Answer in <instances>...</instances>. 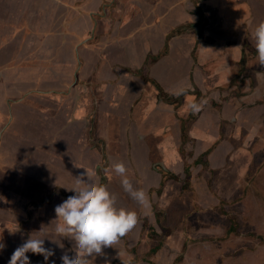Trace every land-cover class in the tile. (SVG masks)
I'll return each mask as SVG.
<instances>
[{"label":"crops","instance_id":"0c3cea01","mask_svg":"<svg viewBox=\"0 0 264 264\" xmlns=\"http://www.w3.org/2000/svg\"><path fill=\"white\" fill-rule=\"evenodd\" d=\"M261 21L264 0H0V236L74 256L55 207L87 170L139 217L111 264H264Z\"/></svg>","mask_w":264,"mask_h":264},{"label":"clouds","instance_id":"9594fccd","mask_svg":"<svg viewBox=\"0 0 264 264\" xmlns=\"http://www.w3.org/2000/svg\"><path fill=\"white\" fill-rule=\"evenodd\" d=\"M252 35L258 62L264 66V21L255 27ZM185 91L186 89L182 87L175 94L181 95ZM205 103L206 101L201 99L199 103H192L190 109L193 113L199 112ZM104 171L108 174L114 172L121 177L123 189L142 208L150 207L148 193L133 186L124 162L111 164ZM90 180L91 173L85 170L77 177L76 187L68 189L74 192V195L55 207L56 235L74 242L72 251L75 255L70 256L65 252L60 257L61 264H95L97 257H105L104 264H111L104 249L118 244L120 239L132 231L138 223L139 217L136 211L117 207V197L108 187L104 184H92ZM40 232L44 234L43 228ZM5 247L6 245L0 242V251ZM28 253L43 256L44 264H49L50 258L55 255V250L45 247L44 238H34L30 235L14 250L8 264H31ZM51 264H55V261Z\"/></svg>","mask_w":264,"mask_h":264},{"label":"trees","instance_id":"16d2710c","mask_svg":"<svg viewBox=\"0 0 264 264\" xmlns=\"http://www.w3.org/2000/svg\"><path fill=\"white\" fill-rule=\"evenodd\" d=\"M14 123H16V120H14V122H13L10 126L13 127V124H14ZM14 125H15V124H14ZM26 153H27V151H26V152H24V151L21 152V151H20L19 153L16 154V155L18 156L17 159H19V160L24 159V158L21 157V155L25 156ZM21 158H22V159H21ZM14 186H16V184H15L14 182H12V183H11V184L5 189L6 192H7L8 190H10V188H12V187H14ZM16 187H17V186H16ZM16 187H14V188H16ZM7 196H8V194H7ZM5 201H6V199L4 198V196H1V197H0V202H1V203H4ZM1 240L3 241V239H1ZM24 241H25V237H24V235L19 236V237L16 238V239H13V241L11 240V242L8 243V244H10V245L12 246L10 252H9V250H3V251H0V259H2V260H9L10 257H11V255H12V253L14 252V250H15L18 246H20ZM6 244H7V243H6ZM3 264H6V263H3ZM31 264H34V263L31 262Z\"/></svg>","mask_w":264,"mask_h":264},{"label":"flooded vegetation","instance_id":"af4514ba","mask_svg":"<svg viewBox=\"0 0 264 264\" xmlns=\"http://www.w3.org/2000/svg\"><path fill=\"white\" fill-rule=\"evenodd\" d=\"M14 187H16V186H14ZM14 187L10 188V190H14ZM18 235H20V234H15V235H13L12 237H8V238H6L5 234L2 233V235L0 236V242H2L1 239H3V240L5 241V245H6V247H5L3 250H9V252H10L12 246H11L10 244H8V243L11 242L12 239H16V238H18V237H19ZM21 235H22V234H21ZM21 235H20V236H21ZM6 243H7V244H6ZM0 263H1V262H0Z\"/></svg>","mask_w":264,"mask_h":264},{"label":"rangeland","instance_id":"374dc122","mask_svg":"<svg viewBox=\"0 0 264 264\" xmlns=\"http://www.w3.org/2000/svg\"><path fill=\"white\" fill-rule=\"evenodd\" d=\"M246 65V64H245ZM23 97V96H22ZM35 96H32V98H34ZM24 100V99H23ZM21 101V100H20ZM19 102V101H18ZM17 102V103H18ZM31 115V112H26V116H30ZM187 173H188V168H187ZM113 189H118V186H116V185H113ZM109 190H112V187L110 186L109 187ZM228 204H231V203H229L228 202ZM3 210V208L2 207H0V212ZM2 264V263H1Z\"/></svg>","mask_w":264,"mask_h":264},{"label":"water","instance_id":"95a60500","mask_svg":"<svg viewBox=\"0 0 264 264\" xmlns=\"http://www.w3.org/2000/svg\"><path fill=\"white\" fill-rule=\"evenodd\" d=\"M209 9H213V7H210ZM167 42V41H166ZM13 118V116H11V119ZM12 121V120H11ZM1 143V142H0ZM27 255H30V253H28Z\"/></svg>","mask_w":264,"mask_h":264}]
</instances>
